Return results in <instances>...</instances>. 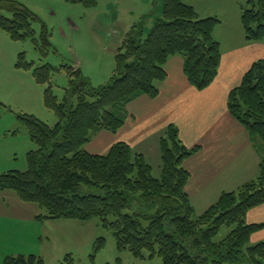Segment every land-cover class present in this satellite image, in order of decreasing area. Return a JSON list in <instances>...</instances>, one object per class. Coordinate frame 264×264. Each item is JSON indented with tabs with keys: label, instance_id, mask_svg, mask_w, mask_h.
<instances>
[{
	"label": "trees",
	"instance_id": "obj_1",
	"mask_svg": "<svg viewBox=\"0 0 264 264\" xmlns=\"http://www.w3.org/2000/svg\"><path fill=\"white\" fill-rule=\"evenodd\" d=\"M163 1L162 15L150 29L144 17L128 31L104 84L94 86L79 68L69 67V82L59 99L52 86V73L59 68L51 63L35 66L20 53L18 66L32 68L35 80L47 84L45 102L58 119L49 125L34 115H21L34 147L26 170L0 173V190L15 191L21 200L37 204L39 219L97 216L112 230L117 248L136 258L158 255L163 264H264V240L251 243L264 223L247 221L248 212L264 204V59L252 64L227 101L261 156L259 173L238 189L223 192L202 213L186 191L191 174L184 166L199 146L188 148L176 125H169L159 140L160 176L126 142L115 143L105 154L85 149L100 131L116 133L124 126L131 101L159 95L170 57H183L184 73L198 90L217 77L222 51L213 33L221 19L200 17L192 0ZM36 18L20 1L0 0V29L13 39L31 38L47 48V28L43 25L37 38L32 26ZM241 23L247 41H263L264 0H245ZM41 263L32 254L8 256L4 264Z\"/></svg>",
	"mask_w": 264,
	"mask_h": 264
},
{
	"label": "rangeland",
	"instance_id": "obj_2",
	"mask_svg": "<svg viewBox=\"0 0 264 264\" xmlns=\"http://www.w3.org/2000/svg\"><path fill=\"white\" fill-rule=\"evenodd\" d=\"M18 1L37 17L32 20L37 38L43 25L46 26L51 45L41 49L31 38L16 40L0 29V173L28 168L27 155L34 143L21 115H34L49 125L58 119L45 102L47 84L35 80L32 68L18 66L20 53L35 66L51 63L59 68L52 73V86L62 99L69 82L67 68H79L94 86L109 81L116 65V52L128 31L144 17L150 29L154 20L161 17L164 3L163 0ZM205 2L212 8L219 3L230 6L227 11L234 16L231 11L234 0ZM232 16L229 19L226 12L225 18L232 20ZM229 33L232 35V31ZM152 165L154 175L160 176L155 162ZM32 254L42 259L41 264H163L158 255L136 258L128 250L120 251L112 230L104 227L97 216L89 220L36 217L20 220L13 215L0 216V264L8 256Z\"/></svg>",
	"mask_w": 264,
	"mask_h": 264
},
{
	"label": "crops",
	"instance_id": "obj_3",
	"mask_svg": "<svg viewBox=\"0 0 264 264\" xmlns=\"http://www.w3.org/2000/svg\"><path fill=\"white\" fill-rule=\"evenodd\" d=\"M191 3L200 17L221 19L213 33L222 51L215 80L206 89L198 90L184 73L183 57L178 54L170 57L165 66L167 77L159 84V95L155 98L141 95L131 101L124 126L116 133L100 131L85 149L105 154L115 143L126 142L159 168V140L169 125H176L188 148L199 146L184 161V166L191 174L186 191L196 211L202 213L223 192L238 189L259 173L261 156L247 130L230 114L227 101L230 91L241 84L252 64L264 58V43L247 41L241 23L242 0H234L231 10L234 16L227 11L231 7L222 3L215 8L205 0ZM226 12L232 20L225 18ZM40 214L37 204L21 200L15 191L0 190L1 217L13 215L20 220H32L39 219ZM247 221L264 223V204L251 209ZM251 240L254 243L264 240V228L255 232Z\"/></svg>",
	"mask_w": 264,
	"mask_h": 264
}]
</instances>
